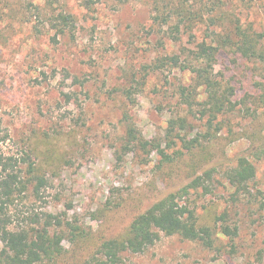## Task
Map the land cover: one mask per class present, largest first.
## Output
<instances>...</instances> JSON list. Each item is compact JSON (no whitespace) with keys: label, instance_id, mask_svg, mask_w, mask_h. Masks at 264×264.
Returning <instances> with one entry per match:
<instances>
[{"label":"rangeland","instance_id":"374dc122","mask_svg":"<svg viewBox=\"0 0 264 264\" xmlns=\"http://www.w3.org/2000/svg\"><path fill=\"white\" fill-rule=\"evenodd\" d=\"M60 12L74 27L55 37L48 21ZM236 28L264 44V0H0V153L45 179L37 195L30 187L11 207L13 226L37 228L55 216L63 240L53 264L83 262L210 170L212 192H192L189 203L212 230L211 247L162 235L143 253L124 254L123 264H264V108L250 118L237 105L209 120L195 74L158 63L185 61L198 44L215 46ZM256 64L263 66L227 49L217 59L216 77L234 88V101L256 94L254 79L264 78ZM124 114L158 149L121 148ZM178 119L183 128L171 123ZM240 158L255 177L248 194L234 197L223 173Z\"/></svg>","mask_w":264,"mask_h":264},{"label":"trees","instance_id":"16d2710c","mask_svg":"<svg viewBox=\"0 0 264 264\" xmlns=\"http://www.w3.org/2000/svg\"><path fill=\"white\" fill-rule=\"evenodd\" d=\"M48 25L57 37L72 33L74 19L71 15L60 12L51 16ZM235 31L234 35L226 36L215 46L207 42L198 44L195 50L187 53L185 61L177 55L164 56L158 60L162 67L181 65L183 69L191 70L195 74L197 86L203 87L206 93L204 110L200 115H208L209 120L235 112L237 105H243L238 111L250 118H255L264 108V78L254 79L253 88L256 94H246L240 102H236L233 100L234 88L224 84L223 80H218L214 72L217 59L226 49L233 56L263 64L262 67L256 64L254 69L256 74L264 71L263 37L243 32L238 28ZM126 95L131 100L129 91ZM184 95L188 109H192V94L189 92ZM247 104L250 106L248 107ZM123 122L125 123V135L121 147L123 150L158 149L157 144L154 145L140 134L129 115L124 114ZM171 123L184 127L183 119ZM220 125H223L222 122L218 126ZM170 133L173 132L169 130L168 134ZM38 171V168L28 164L25 175L19 168L17 158L0 153V264H39L44 260L46 264H53L61 255L59 248L63 236L55 231L62 224L55 216L47 214L43 223H37V228L13 226L11 207L16 201L25 197L30 187L32 194L37 195L40 188L45 185V179L38 174ZM212 174L213 170L203 172L178 192L154 203L136 216L121 235L100 242L96 250L78 264H123L124 254H141L159 241L162 235L178 236L183 240L196 241L205 247H211L212 230L200 225L195 211L190 206L189 198L192 192L198 190L206 194L212 192ZM223 177L234 189V197L244 196L249 193V183L255 177V168L247 159L240 158L235 167L223 173ZM183 199L185 204L181 202ZM219 220L223 221V218H218ZM221 229L226 236L234 233L227 226H221Z\"/></svg>","mask_w":264,"mask_h":264}]
</instances>
